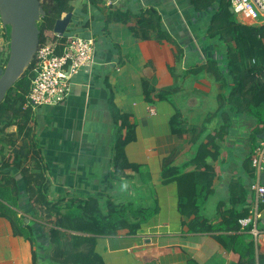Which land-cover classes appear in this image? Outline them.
<instances>
[{"label": "crops", "instance_id": "obj_1", "mask_svg": "<svg viewBox=\"0 0 264 264\" xmlns=\"http://www.w3.org/2000/svg\"><path fill=\"white\" fill-rule=\"evenodd\" d=\"M75 2L79 3L76 12L83 15L76 29L95 39L96 56L93 64L75 77L72 92L63 103L39 107L33 116L47 167L50 199L97 197L105 203L124 204L136 203L132 199L138 195L147 199L145 203H155L152 215L140 219L136 232L124 229L96 238L95 251L105 264H240L241 256L225 249L214 237L217 233L189 231L192 217L179 211L178 184L163 180L166 164L183 169L194 156L197 144L191 139L195 130L200 133L198 142H207L209 134L222 131L223 137L216 141L219 158L209 160L221 170L214 180L215 192L206 201L214 199V205L211 213L202 211L203 216L213 225L222 221L231 207L228 202L233 180L242 182L248 190L246 205L250 209L255 201L250 183L259 179L264 184V173L251 177L244 164L257 141L264 139L252 135L256 118L235 113L228 105L220 110L226 94L221 84L206 70L192 72L204 66L207 58L218 55L206 39L203 15L194 12L189 0H122L113 6L133 14L151 7L158 10L164 28L183 49L178 60L174 45L136 37L127 24L107 20L103 10L92 2ZM145 82L154 90L152 102L146 99ZM160 92L162 97H157ZM113 109L128 116L135 127L136 137L126 146L125 154L129 162L143 166L150 176L146 182L128 178L121 179L123 184L114 174L117 126ZM177 115L186 130L182 135L172 127ZM7 131L13 134L17 126ZM7 172L21 188L17 205L7 203L25 223H33L35 238L15 235L10 220L0 216V264H33L34 251L40 264H54L46 230L32 215L20 170ZM221 202L227 204L219 208ZM258 227L264 232V207ZM259 246H264V238Z\"/></svg>", "mask_w": 264, "mask_h": 264}, {"label": "trees", "instance_id": "obj_2", "mask_svg": "<svg viewBox=\"0 0 264 264\" xmlns=\"http://www.w3.org/2000/svg\"><path fill=\"white\" fill-rule=\"evenodd\" d=\"M73 1L41 2L46 14L38 24L40 44L53 45L56 54H61L69 42L67 35L55 34L56 21L64 14L72 12L70 25L74 27L78 25L77 20L82 15L76 12ZM189 2L196 14L203 15V23L207 25L206 39L218 52L216 58H207L204 66L196 67L192 72L197 73L202 70L210 72L226 92L223 95L225 103L220 104V110L224 105H228L235 113H248L256 118V125L253 128L254 137L264 136V25L249 26L238 23L232 11L231 0H189ZM92 4L103 10L102 13L107 20L127 24L136 37L153 38L159 43L165 41L174 45L177 50L176 59L182 58L183 49L164 28L162 16L155 8L143 9L133 14L128 11L111 10L101 6L97 0H92ZM4 40L10 41V28L4 34ZM4 53L0 50V61L6 64L9 56L3 59ZM33 67L34 60L0 104V216L10 220L15 235L30 240L35 238L33 223H25L7 203L12 201L16 206L20 199L21 188L16 178L7 172L14 168L18 169L24 178L25 188L33 206L32 215L46 230L52 262L105 264L95 251L96 238L116 235L124 229L136 232L141 225L140 219L148 218L144 215L147 209H135L136 205L132 202L119 204L110 200L104 206L97 197L84 200L50 199L47 167L35 135L34 113L31 108L25 107L35 77ZM144 88L146 99L152 102L154 90L149 88L147 82L144 83ZM162 95L163 92H160L157 97ZM113 112L114 124L117 126L113 147L114 174L116 177L124 176L146 182L150 179L149 174L143 170V166L129 162L125 154L126 146L136 137L135 127L129 122L128 116L121 115L115 109ZM12 125L17 126V131L9 134L7 129ZM172 127L179 135L186 132L179 115L173 118ZM223 133L217 131L207 136V142L204 140L198 142L200 133L195 130L191 139L197 144L194 156L183 169L172 166L171 163L166 164L163 180L165 183L178 184L180 198L178 208L182 215L192 217L188 224L190 232L217 233L214 237L225 249L241 256L240 264H264V246H256L251 233L253 225L242 228L240 223L241 219L251 217V209L246 205L248 190L242 182L233 180L230 183L228 205L231 207L219 224L213 225L202 214L204 203L215 192L214 180L221 173L220 168L210 164L209 160L219 158L220 147L216 141L223 137ZM244 164L248 175L255 177L251 156ZM223 204L227 203L221 202L219 208ZM263 207L264 202L260 205V209ZM132 218L137 221H132ZM33 264H40L35 251Z\"/></svg>", "mask_w": 264, "mask_h": 264}, {"label": "built area", "instance_id": "obj_3", "mask_svg": "<svg viewBox=\"0 0 264 264\" xmlns=\"http://www.w3.org/2000/svg\"><path fill=\"white\" fill-rule=\"evenodd\" d=\"M75 1H73V5L76 10L79 3ZM85 1L88 4L92 2V0ZM97 1L104 7H113L122 0ZM231 4L238 23L249 26L264 25V0H231ZM77 26H74L71 31L68 30V27L66 32L69 33H65V35L68 36L69 42L61 54H56L53 45L49 43L39 45L32 69L35 77L32 80L25 105V107L31 108L33 113L39 107L63 103L72 92L75 77L95 61V39L76 34L74 29ZM6 31V27L0 19V50L6 52V55L2 56L3 59H6L7 55L9 56L10 41L5 42L4 40ZM5 65L4 62L1 63L0 61V68L5 67ZM150 112L155 113V110L150 108ZM251 164L256 175L264 173V139L257 142L251 154ZM249 189L255 193V201L250 210L251 217L241 219L240 223L242 228L253 225L251 233L258 247L264 238V232L260 231L258 227V221L261 218L260 205L264 202V184L259 179L254 180L250 183Z\"/></svg>", "mask_w": 264, "mask_h": 264}, {"label": "water", "instance_id": "obj_4", "mask_svg": "<svg viewBox=\"0 0 264 264\" xmlns=\"http://www.w3.org/2000/svg\"><path fill=\"white\" fill-rule=\"evenodd\" d=\"M41 0H0V19L10 28L9 57L0 68V104L8 91L29 69L40 45L39 22L45 15ZM73 18L66 13L56 21L54 32L64 36Z\"/></svg>", "mask_w": 264, "mask_h": 264}, {"label": "rangeland", "instance_id": "obj_5", "mask_svg": "<svg viewBox=\"0 0 264 264\" xmlns=\"http://www.w3.org/2000/svg\"><path fill=\"white\" fill-rule=\"evenodd\" d=\"M43 1L44 0H41V2L43 3ZM107 8H109V9H114V7H107ZM80 18V17H79ZM78 18V19H79ZM42 19V18H41ZM75 21V19H73V22ZM74 24V23H73ZM72 28H74L73 27V25L71 24L70 26H69V31H71L72 30ZM82 29L81 28H75L74 29V32L76 33V34H78V35H81V36H83V31H81ZM69 32H66V34H68ZM5 52V51H4ZM8 52H10V49H8ZM6 55V52L4 53V56ZM252 132V131H251ZM255 135V132L253 131V133H252V135ZM258 137V136H257ZM256 137V138H257ZM262 137H264V136H262L261 135V137H259L260 139L262 138ZM259 141V140H258ZM257 141V142H258ZM119 179H120V183H123V184H125V181H121V179H123V180H126V179H128V178H122V176H120V177H118ZM127 181V180H126ZM139 195H140V193H139ZM140 199H143V198H140L138 195H135V197L132 199V200H135V202L136 203H134V205H136V207H135V209H141V208H144V209H147V211H146V213H144V215H146V216H150V215H152V211H153V209H154V202L153 201H151V202H148V203H145L146 201H147V199H143L142 201L140 200ZM219 200V199H218ZM217 200V201H218ZM101 203H102V205H106V203H105V201H101ZM212 204L214 205V199H211L210 198V200H209V202H206V204L203 206V212L205 211V210H207V212L208 213H211V211H212ZM133 205V206H134ZM143 215V214H142ZM260 231H262V229L260 228L259 229ZM52 254V252L50 251V255Z\"/></svg>", "mask_w": 264, "mask_h": 264}]
</instances>
